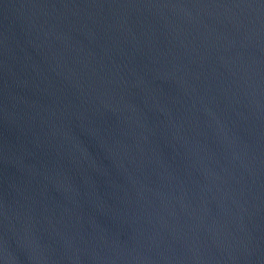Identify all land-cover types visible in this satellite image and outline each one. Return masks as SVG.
<instances>
[{"label":"water","instance_id":"1","mask_svg":"<svg viewBox=\"0 0 264 264\" xmlns=\"http://www.w3.org/2000/svg\"><path fill=\"white\" fill-rule=\"evenodd\" d=\"M0 264H264V0H0Z\"/></svg>","mask_w":264,"mask_h":264}]
</instances>
